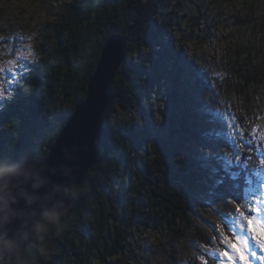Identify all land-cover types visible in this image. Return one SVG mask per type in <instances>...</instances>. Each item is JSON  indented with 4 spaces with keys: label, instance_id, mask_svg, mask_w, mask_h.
<instances>
[{
    "label": "trees",
    "instance_id": "trees-1",
    "mask_svg": "<svg viewBox=\"0 0 264 264\" xmlns=\"http://www.w3.org/2000/svg\"><path fill=\"white\" fill-rule=\"evenodd\" d=\"M160 3L161 0H80L68 6L61 31L52 35L56 43L54 53L35 63L25 79L29 93L15 97L0 113V159L15 160L41 147L49 154L74 109L86 98L88 83L106 43L115 37L126 40L129 57L140 46L156 42L165 33L166 27L157 26L154 21ZM170 58L169 49L163 46L160 52L153 53L151 63L145 62L144 66H130L126 59L112 84L111 103H126L135 98L142 102L138 108L147 106L149 93L155 95L169 77L168 62H174ZM237 74L244 82L245 93L256 79H262V72L256 70L238 69ZM177 77L173 79L175 89L170 95L172 113L168 117L166 139L155 137L148 126L142 133L135 128L120 129L114 134L102 131L105 140L98 146L101 162L77 189L69 208L71 222L64 233L59 234L63 225L50 226L58 235V242L50 258L41 264H90V253L104 263L109 252L124 247L128 226L146 220L166 219L175 230L177 218L190 207L189 196L207 185L206 168L189 154V145L197 140L199 120L185 109L184 84ZM108 111L110 108L105 120ZM127 127L130 129L131 125ZM149 137L155 139L146 140ZM149 155L152 161L145 159ZM247 157L246 154L241 160ZM232 168L236 171L239 166ZM225 173L220 170L218 176L226 179ZM114 185L120 188L115 190ZM217 186L218 195L244 199L249 188L248 184L242 185L245 188L230 189L227 181ZM32 255L25 252L20 264Z\"/></svg>",
    "mask_w": 264,
    "mask_h": 264
},
{
    "label": "clouds",
    "instance_id": "clouds-1",
    "mask_svg": "<svg viewBox=\"0 0 264 264\" xmlns=\"http://www.w3.org/2000/svg\"><path fill=\"white\" fill-rule=\"evenodd\" d=\"M69 3L71 0H12L11 3H4L3 15L0 16V41L27 36L35 46L38 44L35 37L46 34L50 26H55L57 15ZM244 3L251 15L241 13L238 7L229 11L235 0H228L227 3L221 0H161L154 21L157 26H165L167 32H162L156 42L140 46L124 59L129 61L130 66H144L145 62L151 63L154 52L171 45L175 53L191 62L193 72H204L211 80L224 71L229 78L236 79L237 74L229 63V60L235 59L234 53L228 59H221V55L214 54L213 49L219 52L217 37L224 34L225 21L231 28L239 27L237 21L245 17L257 28L264 22V0H244ZM26 4L28 7H25ZM221 11L223 15H220ZM41 13L49 18L47 22L37 18ZM206 31H214L215 38L205 40ZM193 35L196 38L185 43ZM249 43L246 42L244 47L247 48ZM3 46L10 47L7 44ZM253 52L256 53L255 49ZM261 59L264 57L256 53L253 63H259ZM145 68L151 71V68ZM143 78L148 79L147 75ZM259 83L260 87L253 93L252 108L254 114L260 117L257 125L264 131V81ZM162 92H166V85L155 95L149 93L147 106L140 108L138 104L142 102L135 98L126 103H111L107 106L110 108L107 120L104 106L99 116L101 129L114 134L120 129L132 131L135 128L142 133L146 127L145 114H150L151 123L160 129L168 107V97ZM216 92L221 105L232 103L236 98L235 91L229 93L226 85L217 87ZM3 97L5 95L0 92V98ZM3 107L0 105V111ZM129 124L130 129L127 127ZM104 140L103 137L97 138L93 145H65L61 149L62 156L55 162L54 156L46 154L43 147L15 160L0 159V264H20V257L25 252L33 255L24 264H41V261L50 258L58 242V235L51 231L50 226L53 223L63 225L59 229V234H63L70 224L72 213L69 212V205L82 182L81 170L87 162L84 154L96 151ZM225 155L232 157L233 154L225 150ZM235 160L239 162L240 156H235ZM245 164L257 172L264 169V159L249 156ZM57 171H61L67 181L54 179ZM198 199L200 202L191 205L185 214L177 218L175 231L167 220L162 224L129 225L124 247L109 252L104 257V264H247L246 258L234 261L228 257L220 261L213 252L219 253L217 241L224 233L227 218L236 211L234 203L240 201L247 205L248 201L235 195H221L210 201L204 196ZM248 232L252 248L264 249V222L248 218ZM249 253L256 264H260L261 257L256 251L249 249ZM89 259L90 264H101L100 257L94 253L89 254Z\"/></svg>",
    "mask_w": 264,
    "mask_h": 264
},
{
    "label": "rangeland",
    "instance_id": "rangeland-1",
    "mask_svg": "<svg viewBox=\"0 0 264 264\" xmlns=\"http://www.w3.org/2000/svg\"><path fill=\"white\" fill-rule=\"evenodd\" d=\"M76 1L80 0H71V3L65 6L64 11L57 15L56 25L50 26L46 34L35 37V40L38 42L35 46H33V42L27 36H16L7 41H0V64H6L8 59L17 58L15 54L19 50L27 51L30 48L34 53L31 59L23 61L26 65L25 69H17L14 82H8L13 79L12 73L7 71L0 73V84H2L5 90V97L0 98V105L4 106L3 110L6 109L8 103L15 97L29 93L25 79L35 63L42 58H50L52 53H54L56 43L52 35L61 31L62 20L64 19L67 7ZM91 1L96 2L97 0ZM11 2L12 0H0V16L3 15L4 11L2 5ZM221 2L227 3L228 0H221ZM25 7H28V5L26 4ZM237 7L241 13L251 15L244 0H235L233 8L229 9V11ZM220 15H223V11H221ZM37 18L41 22H47L49 19L42 13ZM237 24L239 27L231 28L227 21H225L224 34L217 37L219 52L215 48L213 52L214 54L221 55V59H228L234 53L235 59L229 60V63L233 65V70L236 74L238 69L244 72L256 70L257 73L262 72L260 74L262 75V79H256L257 82L250 85L245 93L243 90L244 82L238 74L236 79H231L224 71H220L216 77L209 80L206 73L200 71L197 73L193 72L190 67L191 62H187L186 58L181 54L173 51L171 45H167L166 48L169 49L171 54L170 59H173L174 62H168L170 66L168 67L169 77L165 83L166 92H162L163 95H167L168 97V107L164 113V125L160 129H156L155 125L151 123L150 114H145L146 126L150 129V132L155 137L166 139L169 136L168 117L172 113L170 95L175 89L173 79L176 76L180 77L182 84H184L183 92L185 95L183 96L185 99L187 98V101H183L185 109L190 115L196 116L200 126L197 129V140L192 141L189 145V154L195 156L196 160L201 161L203 165H205L208 158H213L216 167L224 172L232 168L233 165L229 159L234 160L237 155L240 156V159L246 154L252 156L254 159H264V156H261V153H264V138H261L259 132L255 136L253 135V129L256 128L260 117L254 114L252 108L253 93L260 87L259 82L264 81V59H261L259 63H253V57L256 53L260 57H264V22H261L257 28L245 17L238 20ZM166 32L167 29H165ZM195 38V35L190 36L185 40V43ZM214 38V31L204 32L205 40L211 41ZM246 42H250L247 48L244 47ZM5 44L10 45V47L5 48L3 46ZM44 49L46 50L45 52H43ZM253 49H255L256 53L253 52ZM237 54H240V56H237ZM225 85L229 93L233 90L235 91L236 98L232 103L221 105L216 88ZM186 93H188V96ZM213 130L216 131L214 137L209 135ZM225 150L231 152L233 154L232 157H226ZM152 158V155H149L145 159L152 161ZM185 162H187V159H185ZM203 168H206L204 170V178L207 185L197 189L191 194L192 196H189L190 206L196 202H200L198 198L201 196L206 197L209 201L213 197L221 196L215 193L216 189H218L215 182L220 179L218 172L214 173L210 167L204 166ZM131 175L135 176L133 173ZM127 180H130V178H127ZM119 188V185L113 186L115 190ZM247 192L248 194L245 199L248 201L247 206L244 203L241 205L234 203L233 207L236 211L230 218H227L224 233L217 241L219 253L213 252V254L218 255L220 261H224L228 257H231L234 261H243L246 258L247 264H256L254 258L249 253V249H251L252 251H256L257 256L261 257L260 264H264V249L257 250L252 248L251 236L248 232V220L244 219V216H247L249 219L264 222V212L253 211V209L264 208V204L261 203L264 201V172L258 176H255V173H253V181L249 184ZM240 212H243L244 216H241ZM165 220L156 218L149 221L146 220L144 223H140V225H147L148 223L162 224ZM234 252L236 253L235 255ZM101 264L104 263L101 262Z\"/></svg>",
    "mask_w": 264,
    "mask_h": 264
},
{
    "label": "water",
    "instance_id": "water-1",
    "mask_svg": "<svg viewBox=\"0 0 264 264\" xmlns=\"http://www.w3.org/2000/svg\"><path fill=\"white\" fill-rule=\"evenodd\" d=\"M127 42L119 37L110 39L102 50L96 64L95 72L88 83L86 98L74 109L66 125L58 135L55 143L51 146L49 154L54 156L55 162L62 156L61 149L65 145L88 144L93 145L97 138L102 135L99 116L105 106V113L112 99V84L118 76L126 59ZM56 146V147H55ZM87 157L86 165L81 170V184L84 185L92 168L101 162L99 147L94 152L84 154ZM64 171H67L65 169ZM51 175V173H45ZM54 179L62 182L67 177L61 171H57ZM23 205V202H22ZM73 202L69 205V208Z\"/></svg>",
    "mask_w": 264,
    "mask_h": 264
},
{
    "label": "snow or ice",
    "instance_id": "snow-or-ice-1",
    "mask_svg": "<svg viewBox=\"0 0 264 264\" xmlns=\"http://www.w3.org/2000/svg\"><path fill=\"white\" fill-rule=\"evenodd\" d=\"M15 56L17 58L14 59H8L6 64H0V73H5L6 71L9 73H12L13 79L8 81L9 83L14 82L16 78V71L17 69H25L26 65L23 63V61L29 60V57H33L34 53L29 48L27 51L19 50L16 52ZM0 92H2L5 95V90L0 84ZM216 131L213 130L209 135L214 137V133ZM259 132L261 138H264V131H261L260 127L257 125L255 129H253V135L255 136ZM226 156V155H225ZM261 156H264V153H261ZM227 157V156H226ZM248 157L246 158V160ZM246 160H239L237 162L235 159H229L230 163L234 166H239L238 170L234 171L233 168L229 169L225 173V178H220L216 180V185H224L227 181V185L230 189L232 188H245L242 187V185H248L251 184L253 181V173H255V176H258L260 173L264 172V169H261L259 172H257L254 168H250L245 164ZM205 167H210L212 171L219 172L220 169H218L213 162V158H208L205 165ZM246 170V171H245ZM264 204V201L261 202ZM247 206V205H245ZM253 211L257 212H264V208L259 209H253ZM241 216H244L243 212H240ZM244 219L248 220L247 216H244Z\"/></svg>",
    "mask_w": 264,
    "mask_h": 264
}]
</instances>
